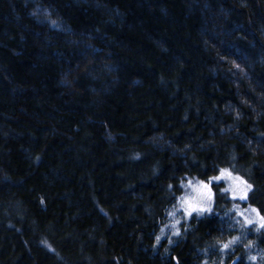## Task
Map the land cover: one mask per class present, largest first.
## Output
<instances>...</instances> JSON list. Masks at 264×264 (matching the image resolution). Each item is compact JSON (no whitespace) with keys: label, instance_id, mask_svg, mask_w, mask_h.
<instances>
[{"label":"trees","instance_id":"1","mask_svg":"<svg viewBox=\"0 0 264 264\" xmlns=\"http://www.w3.org/2000/svg\"><path fill=\"white\" fill-rule=\"evenodd\" d=\"M262 225L264 0H0V264H264Z\"/></svg>","mask_w":264,"mask_h":264},{"label":"rangeland","instance_id":"2","mask_svg":"<svg viewBox=\"0 0 264 264\" xmlns=\"http://www.w3.org/2000/svg\"><path fill=\"white\" fill-rule=\"evenodd\" d=\"M221 172L216 177H220V180L225 181L226 188L229 189L231 198L236 200L241 199V196L245 194V186L242 181L235 176H232L228 173V175H222ZM210 179L209 182L216 180L215 178ZM204 185L208 187L205 188ZM185 192L181 199L178 201V204L175 206L174 211L170 214L169 225L170 229H173L179 221H182L187 215L190 213H199V209H206L208 207V193H209V183L207 182H197V181H188ZM195 207L198 209L197 211H192V208ZM237 217L243 223L248 224L249 221L252 222H260L261 218L259 215L250 207L242 211L241 209L237 210Z\"/></svg>","mask_w":264,"mask_h":264},{"label":"snow or ice","instance_id":"3","mask_svg":"<svg viewBox=\"0 0 264 264\" xmlns=\"http://www.w3.org/2000/svg\"><path fill=\"white\" fill-rule=\"evenodd\" d=\"M222 175H228V173H222ZM215 179H220V177H216ZM205 188H207L208 186L207 185H204ZM251 188V185H248V189ZM246 198V195L245 196H241V199H245ZM208 199L211 200V191L209 190V193H208ZM198 209H196L195 207L192 208V211H197ZM200 211H203L204 209H199ZM249 223H251V221H249ZM262 227H264V225H262ZM159 239V238H158ZM224 247H228V245L226 244Z\"/></svg>","mask_w":264,"mask_h":264}]
</instances>
